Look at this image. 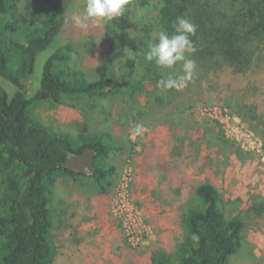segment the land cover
Wrapping results in <instances>:
<instances>
[{
  "label": "rangeland",
  "instance_id": "1",
  "mask_svg": "<svg viewBox=\"0 0 264 264\" xmlns=\"http://www.w3.org/2000/svg\"><path fill=\"white\" fill-rule=\"evenodd\" d=\"M27 1L16 0L23 23L7 34L10 44L23 40L30 23ZM149 1V8L142 9L137 0H128L122 16L90 20L86 28L67 23L38 55L35 73L25 79L28 93L37 87L44 62L68 41L74 46L70 68L83 70L88 78L95 77L98 63L107 61L112 76L141 79L145 66L128 42L147 28L152 36L160 31L158 0ZM83 7L84 0H67L66 17L82 14ZM189 58L196 69L180 90H161L154 80L143 79L141 86L99 99L94 107L40 104L38 115L57 130L73 136L106 131L117 147L108 158L116 173L106 192H98L82 176L57 179L52 195L54 264H152L153 250L174 252L184 239V214L201 207L196 189L203 182L217 187L229 215L247 209L252 195H264V51L247 73ZM182 65L165 70L182 73ZM0 84L14 92L4 78ZM137 126L139 135L134 134ZM121 198V208L129 210L125 214L116 206ZM104 205L102 218L99 206ZM113 232H119L116 239ZM229 264H264V226L245 227Z\"/></svg>",
  "mask_w": 264,
  "mask_h": 264
},
{
  "label": "trees",
  "instance_id": "2",
  "mask_svg": "<svg viewBox=\"0 0 264 264\" xmlns=\"http://www.w3.org/2000/svg\"><path fill=\"white\" fill-rule=\"evenodd\" d=\"M66 1L28 0L30 23L25 24L24 38L10 44L7 34L18 31L23 22L16 0H0V77L15 87L10 94L0 84V264H54L52 195L57 179L82 176L104 193L116 173V166L108 161L117 150L111 133L73 136L59 131L38 115L40 104L94 107L99 99L141 86L143 79L158 83L162 75L173 72L145 59L153 43L147 28L128 42L131 53L145 66L141 79L112 76L107 61L98 63L95 77L88 78L83 70L70 68L74 46L68 41L44 62L37 87L29 94L25 79L35 73L38 55L65 30ZM137 2L142 9L151 5L149 0ZM157 6L160 30L170 35L177 17L197 25L190 38L197 49L191 55L198 61L223 63L247 73L264 51V0H158ZM111 25L108 29L115 31ZM87 147L97 151L92 175L63 166L69 153ZM196 195L201 207L184 214V239L174 252L153 250L152 264H229L241 247L245 227L264 226L263 194L252 195L251 205L234 215L226 211L214 184L201 183Z\"/></svg>",
  "mask_w": 264,
  "mask_h": 264
},
{
  "label": "clouds",
  "instance_id": "3",
  "mask_svg": "<svg viewBox=\"0 0 264 264\" xmlns=\"http://www.w3.org/2000/svg\"><path fill=\"white\" fill-rule=\"evenodd\" d=\"M128 0H84L82 14L73 13L65 18V23H73L77 27L86 28L88 21H108L123 14ZM174 32L170 35L160 30L154 33L153 43L145 53V59L162 68L173 69L179 62H183V72H168L162 75L157 86L161 90H180L191 79L196 69V62L189 56L197 49L191 36L195 35L197 25L183 16L177 17L173 22ZM137 126L134 134L141 133Z\"/></svg>",
  "mask_w": 264,
  "mask_h": 264
},
{
  "label": "water",
  "instance_id": "4",
  "mask_svg": "<svg viewBox=\"0 0 264 264\" xmlns=\"http://www.w3.org/2000/svg\"><path fill=\"white\" fill-rule=\"evenodd\" d=\"M96 155L97 151L93 147H87L82 152H71L67 156L63 166L69 170L92 175L96 169Z\"/></svg>",
  "mask_w": 264,
  "mask_h": 264
},
{
  "label": "crops",
  "instance_id": "5",
  "mask_svg": "<svg viewBox=\"0 0 264 264\" xmlns=\"http://www.w3.org/2000/svg\"><path fill=\"white\" fill-rule=\"evenodd\" d=\"M105 203V202H104ZM99 207H101L100 209V211L99 212H101V213H103V215H102V218L104 217V215H105V209L108 207V205H104V206H99ZM105 229H106V227H105ZM110 230H112L113 231V229H111L110 228ZM118 234H119V232H113L112 233V236L116 239V236H118ZM114 239V240H115ZM119 239V238H118ZM116 241H118V240H116Z\"/></svg>",
  "mask_w": 264,
  "mask_h": 264
},
{
  "label": "built area",
  "instance_id": "6",
  "mask_svg": "<svg viewBox=\"0 0 264 264\" xmlns=\"http://www.w3.org/2000/svg\"><path fill=\"white\" fill-rule=\"evenodd\" d=\"M121 197H122V195H121ZM122 203H124V200H122V198H121L120 201L116 202V206H118V211H121V212H123V214H125V213H126L125 210H126V211H129V210H128L127 207H125V206H127V205H124V207L121 208L120 205H123Z\"/></svg>",
  "mask_w": 264,
  "mask_h": 264
}]
</instances>
